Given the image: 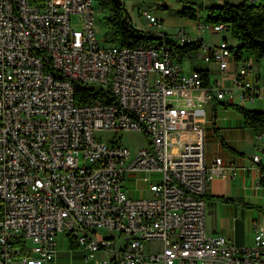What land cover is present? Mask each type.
<instances>
[{"label": "built area", "instance_id": "1", "mask_svg": "<svg viewBox=\"0 0 264 264\" xmlns=\"http://www.w3.org/2000/svg\"><path fill=\"white\" fill-rule=\"evenodd\" d=\"M94 3L0 0V264H47L61 233L92 264H264L262 226L248 246L207 232L202 195L221 157L207 161L195 108L172 100L191 89L239 104L264 100V57L259 72L243 64L231 85L223 77L205 85L201 70L183 71L175 44L197 39L185 28L170 41L103 45ZM143 14L163 35L156 14ZM197 54L225 71L234 52L225 38L202 39ZM74 82L106 94L77 103ZM103 131H140L149 142L132 151ZM256 138L260 163L264 131ZM139 177L152 195L128 190Z\"/></svg>", "mask_w": 264, "mask_h": 264}, {"label": "crops", "instance_id": "2", "mask_svg": "<svg viewBox=\"0 0 264 264\" xmlns=\"http://www.w3.org/2000/svg\"><path fill=\"white\" fill-rule=\"evenodd\" d=\"M255 2L264 4V0H255ZM151 12L160 19L165 32H168L166 29L176 30L183 27L190 34L189 27L196 26L192 19L170 14L164 9L159 8ZM198 38L205 40L202 36ZM222 38L227 39L230 45L236 44L229 42L224 35L217 39L210 38L208 41L217 43ZM243 64L249 65L257 72L262 69L261 62L253 56L246 54L244 60L240 62L233 54L229 57L225 71L220 70L214 62L207 63L209 79L211 73L220 71L223 73L220 77L231 85L238 67ZM260 81L264 82V77H260ZM192 90L198 92L197 96H202L201 91ZM213 97H202V100L191 107L195 108L205 131L207 161L211 163L216 156H220L223 167L222 171L207 183L205 191L210 195L231 197L233 201L205 199L206 230L211 235H225L235 245L248 246L254 242L255 226L260 225L264 228V160L260 163L252 160L260 140L256 138V133L251 128L245 126L240 112L233 108H225L221 104L213 110ZM248 103L249 101H245L240 104L264 111V100H256L255 107L248 106ZM249 129L252 133L248 132ZM134 188L137 193L130 191L134 196H144L151 192L141 177L135 180L134 186H131V189ZM63 236L64 233L58 235L56 255L47 264H86L82 252L71 248L67 236Z\"/></svg>", "mask_w": 264, "mask_h": 264}, {"label": "trees", "instance_id": "3", "mask_svg": "<svg viewBox=\"0 0 264 264\" xmlns=\"http://www.w3.org/2000/svg\"><path fill=\"white\" fill-rule=\"evenodd\" d=\"M103 10L107 11V27L104 39L107 42H120V45L127 44L130 39L135 42L153 41L154 38L170 41L168 32L160 35L150 30H142L136 28L127 13L123 0H95ZM209 15L207 21L209 23H224L230 29L232 36L236 39L235 45H230L238 61H243L246 54L253 56L258 61L264 57V4L256 3L249 0H241L239 2H223L222 4L209 6ZM176 15L198 20L197 10L192 6H182L176 10ZM202 39L197 38L194 41L185 42L183 44H175L184 56L196 55L199 50ZM202 71L204 84L209 83V69L197 68ZM107 94L110 92L108 89ZM100 94H106L103 89L94 88L92 86H83L79 82H74V99L77 103H85L91 101ZM113 101L114 96H108ZM221 104L225 108H233L240 112L244 118L245 126L251 128L255 133L264 131V111L249 108L245 105L236 103L232 100H221L217 97L212 98V107ZM205 199L213 198L215 200L230 202L231 197L224 195H210L205 191L202 195ZM1 214V210H0ZM68 236V234H67ZM71 248H77L78 243L69 237Z\"/></svg>", "mask_w": 264, "mask_h": 264}, {"label": "rangeland", "instance_id": "4", "mask_svg": "<svg viewBox=\"0 0 264 264\" xmlns=\"http://www.w3.org/2000/svg\"><path fill=\"white\" fill-rule=\"evenodd\" d=\"M125 9L127 13L129 14L130 18L132 19V23L136 28L142 29V30H150L153 32H156L157 28L154 25L149 24L148 20L145 18L143 11L145 9H148L149 11H155L160 9L166 10L168 13L176 15V10L178 8H181L182 6H192L197 10L198 14V20L195 21L196 26L189 27L188 30H190V35L192 37L198 38L199 36H202L206 41L211 39H217L218 37L224 35L228 38L229 42L235 43L236 39L232 36L230 29H224L221 32H211L205 25H211L207 21V16L209 15V6L212 5H218L222 4L223 2L229 1V2H239L240 0H123ZM255 2V0L253 1ZM162 4L161 6L159 4ZM95 13H94V22L93 27L96 33L97 39L100 41L101 44L107 45L111 42H107L104 39L105 32L108 29L107 27V11L103 10L102 7L95 1ZM72 24L76 27H81V24L79 22V19L77 15L72 16ZM203 25V29H199V25ZM164 29V28H163ZM169 34L174 32L175 30L172 29H166ZM188 32V31H187ZM158 39L154 38L153 42L156 43ZM116 45H120V42H115ZM182 67L184 72H188L191 69L195 68H207V63L196 53V55H186L182 61ZM222 72L218 71V73H211L210 75V85L215 79L220 78ZM210 93V91H209ZM198 92L191 90H188L186 92L185 97L182 99L172 97V100L177 104H182L184 106H187L189 108L193 107L199 100H202L203 94L200 93V95H196ZM211 94V93H210ZM256 100L249 101L248 106H256ZM249 133L251 132V129L248 130ZM102 135L104 139H110V138H117L121 143L127 145L132 151L137 150L140 147L148 145L149 139L148 137L140 131H119L118 133H114L113 131H103L102 133H98V135ZM134 186V185H131ZM131 186H128V190L133 193H137V190L131 189ZM148 195H152L151 192H148ZM102 233H106L105 230L101 231ZM65 235V234H64ZM66 236V235H65ZM63 236V237H65ZM65 241V240H64ZM79 250V248H75ZM103 253H98L99 256H101ZM86 264H92L91 261L87 262Z\"/></svg>", "mask_w": 264, "mask_h": 264}, {"label": "bare ground", "instance_id": "5", "mask_svg": "<svg viewBox=\"0 0 264 264\" xmlns=\"http://www.w3.org/2000/svg\"><path fill=\"white\" fill-rule=\"evenodd\" d=\"M87 86H92L94 88H100L101 89V84H87Z\"/></svg>", "mask_w": 264, "mask_h": 264}]
</instances>
